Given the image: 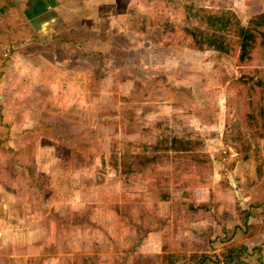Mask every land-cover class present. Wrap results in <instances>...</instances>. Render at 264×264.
Masks as SVG:
<instances>
[{"label":"crops","instance_id":"1","mask_svg":"<svg viewBox=\"0 0 264 264\" xmlns=\"http://www.w3.org/2000/svg\"><path fill=\"white\" fill-rule=\"evenodd\" d=\"M173 3L195 10L229 12L242 25L248 21L253 7H260V13H264V0H0V153L23 156L24 160L11 166L8 161L6 173L1 175L0 264L72 261L73 206L78 201L84 204L86 199L84 188L74 190L71 186L72 173L97 167L102 156L97 148H92L97 158L93 157L85 167L91 155L90 146L85 151L80 144L102 140L103 146L107 139H149L157 135L158 122L204 139L208 154L209 142L223 144L225 101L221 102L219 91L212 99L196 100L193 92L206 88L202 78L186 70L187 66L191 70L205 66L200 59L204 52L221 53L169 45L167 38L176 36L171 33L174 26L170 17H180ZM195 54L196 62L192 59ZM170 55L178 71L174 68L171 72L166 60ZM196 79L198 82H194ZM127 106L131 110L129 115L122 110ZM148 127L154 130L147 132ZM72 142H76L78 150L70 148ZM63 153L70 158L63 157ZM108 159L107 156L106 164ZM239 160L244 163L240 156ZM11 170L25 172L20 189L17 184H9ZM217 171L214 166L208 184L195 189L189 187L195 185L192 183L176 189L172 173L164 176L170 190L192 191L185 201L189 205L213 201L216 204L218 197L223 198L218 195L223 193L226 210H235L237 214L225 217L220 210L222 223L215 227L219 233H226L228 241L232 234L235 238L230 241L242 238L239 234L246 227L244 233L249 232L250 236L243 245L249 252L256 249L258 262L262 261L261 208L255 210L253 219V214H248V201L252 198L245 195L246 185L229 173L228 187L220 189L222 182ZM29 172L51 177L49 197L43 199L41 183ZM63 173L71 177L64 179L63 190L57 194L59 185L55 179ZM28 184L31 187L27 188ZM260 184L261 181L256 186ZM22 186L32 194L21 191ZM163 196L162 201L151 202L177 204L175 197ZM226 202L218 203L222 206ZM248 225L253 226L250 229ZM189 233L196 236L193 231ZM255 235L258 240L253 244ZM235 261L242 264L243 260Z\"/></svg>","mask_w":264,"mask_h":264},{"label":"rangeland","instance_id":"2","mask_svg":"<svg viewBox=\"0 0 264 264\" xmlns=\"http://www.w3.org/2000/svg\"><path fill=\"white\" fill-rule=\"evenodd\" d=\"M182 11V9L179 10L180 17L178 15L170 17L171 24L174 26L171 33L176 36H170L167 40H170L169 45L184 49L189 48L191 45V39L184 33L186 26L190 27L193 33L199 29L202 33L207 34L209 18L207 17L208 13H202V23H198L196 20H186L183 18L184 11L183 13ZM217 11L212 10L211 12L218 15L221 10ZM260 12V7H253L247 17L248 21L244 25L236 15L234 16L239 28L226 37L236 47V56L241 52L238 30H247L253 18L264 14ZM199 37L201 36L198 35L200 41ZM201 38L205 40L204 37ZM204 54L200 59L205 66L196 70L186 67L187 73L194 72V75L197 74L198 77L203 79V87L206 88L196 90L192 95L196 100L199 98L202 100L212 99L215 97L214 94L219 91L218 97L221 102L225 101L228 109L233 112L234 117L240 121L241 125L244 128L251 125L250 132L258 149L260 161L241 163L239 160L240 154L236 153L233 147L231 149L226 147L228 145H221L220 143L216 145V143L209 142L211 164L208 169L202 170L197 178L202 179L204 182L211 180L215 166V170H218L216 173L220 175V181L222 182L220 189H223L222 187H228L227 180L230 177L229 173H231L240 184L246 185V189H244L246 197L252 198L251 201H248V214H253L252 218L255 219V210L261 208L262 225L264 224V180L262 178L264 169V109L263 101L259 97V90L255 85L259 78L251 68H238L236 58L233 56L222 53H210V55L204 52ZM209 55L210 57H208ZM188 57L192 58V56ZM192 59L195 62L198 60L196 54ZM166 60H168L167 64L171 72H174V68H177L178 71L179 67L174 65L175 61H173L171 55ZM198 80L196 79L194 82H198ZM122 110L125 115L131 113L128 106L123 107ZM151 127L147 128V132L154 130ZM148 135L151 136L150 133ZM114 140L107 139L106 144L103 146H101L102 140H89L90 143L84 142L83 146L80 144V147L85 151V147L90 146L89 152H91V155L84 164L85 167L92 163L93 157L97 158V155L92 153V148H97L102 156L100 165L97 167L92 166L89 170L85 169L84 171L74 170L75 172L72 173L71 186L74 187V190L84 188L86 199L84 204L83 201H78L73 206V220L70 225L74 228V235H72L74 247L73 251L71 250V253H73L72 261H68L67 264H169L167 256L171 253H185L187 258L182 264H237L235 260L240 259L243 260L241 261L242 264H263L264 254H261L262 261L258 262L257 250L252 249L249 252L243 245V242H246L247 237L250 236L249 232L244 233L247 231L246 225H244L245 230L242 231V234H239L243 237L236 238L234 241H230V239L235 238V234H232L228 241L225 232L223 234L219 233L217 228L222 223V218L219 217L220 210H222L221 216L224 213L223 216L225 217L228 214L230 216L237 214L235 210H232V213L226 210L227 202L223 193L218 195L223 196V198L218 197V202L222 200L226 202L222 206L218 202L215 204L214 201L205 205H196L195 203L189 205L185 201L188 197L187 194L192 191L184 189L170 190L168 179L164 176L169 173L165 172H162L161 176L147 178L141 185L133 182L127 183L124 187L122 184L120 185L119 174L111 165L105 162L107 156L109 157L111 154L113 146L116 147L119 143L117 139ZM69 146L78 150L76 142L70 143ZM11 155V153L9 155L0 153V170L4 169V171H0V181H2L1 175L6 173L5 169L8 168V161L10 166L13 163L24 162L23 156ZM80 155L78 154V156ZM63 157L70 158L66 153H63ZM82 160L84 163L85 159ZM22 173L25 172L11 170L9 184H17L18 189H20V184L25 178ZM29 174L34 175L33 177H36L37 181L41 183L43 199L49 197L50 190L47 187L51 177L44 173L29 172ZM70 177H66L65 173L56 176L55 180L59 185L57 194H60L63 190L64 179ZM156 178H159V180H152ZM260 181L261 184L256 186ZM5 182L7 181L4 180ZM28 185H26L27 188L31 187L30 184ZM68 185L70 186L69 182ZM79 185H82V187H78ZM189 187L195 189L197 184ZM23 188L24 186H22L21 191L24 190L25 193L28 189ZM28 192L32 194L29 190ZM162 195H164L163 199L170 198V196L175 197L177 204L173 202L170 206H165L158 202H151L162 201ZM81 196L79 195V197ZM260 199L261 201H259ZM133 201L134 204L131 205ZM44 204L43 206H45ZM177 205L182 209H179ZM212 214L214 215L211 217ZM203 220L207 222L200 224V226L196 225ZM215 224H217V228ZM252 226L248 225V228L251 229ZM263 229L261 228L262 232ZM82 230L84 233H82ZM189 231L195 232L196 236L191 235ZM252 231L250 230V232ZM215 234H218V236ZM69 237L71 239V235ZM216 237L217 239L214 240ZM47 238L46 236L44 239ZM61 239L65 241V236L62 235ZM257 240L258 238L255 235L253 244ZM59 241L58 239L56 242ZM46 242L48 241L46 240ZM263 250L261 248V252ZM39 255H43V253H39ZM56 264H65V262L61 260L57 261Z\"/></svg>","mask_w":264,"mask_h":264},{"label":"trees","instance_id":"3","mask_svg":"<svg viewBox=\"0 0 264 264\" xmlns=\"http://www.w3.org/2000/svg\"><path fill=\"white\" fill-rule=\"evenodd\" d=\"M173 8L177 11L182 9L183 18L196 20L198 23H202V13H208L207 34L199 29L193 33L192 29L186 26L184 33L191 39L190 47L233 56L238 68L253 69L259 78L255 85L264 109V14L253 18L247 30H238L241 52L236 56V47L226 37L239 28L235 15L229 12H219L217 15L210 10H195L192 6L179 3H173ZM198 35L205 40L199 37V41ZM155 131L157 135L149 139L121 141L116 147L113 146L108 164L119 174L123 187L129 182L141 185L147 178L161 176L162 172L172 173L173 186L176 189H181L189 183L197 184V187L207 185L209 180L204 182L197 178V175L208 169L211 164L206 141L193 137L192 132L185 131L182 134L164 122L156 123ZM250 131L251 125L244 128L226 104L221 141L224 145L235 148L244 163L258 161L260 157ZM262 178L264 180V169ZM186 258L184 253H173L168 255V263H179Z\"/></svg>","mask_w":264,"mask_h":264}]
</instances>
